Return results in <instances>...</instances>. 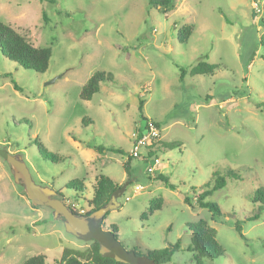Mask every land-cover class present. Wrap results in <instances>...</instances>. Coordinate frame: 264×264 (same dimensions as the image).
<instances>
[{
  "label": "rangeland",
  "instance_id": "374dc122",
  "mask_svg": "<svg viewBox=\"0 0 264 264\" xmlns=\"http://www.w3.org/2000/svg\"><path fill=\"white\" fill-rule=\"evenodd\" d=\"M0 22L34 47L51 49L43 74L0 53V149L19 156L35 184L88 209L96 176L125 182L130 135L143 124L140 116L151 119L163 143L179 145L149 163L129 162L131 182L102 230L115 225L121 246L141 254L179 242L164 264H196L188 225L204 220L224 255L203 264H264V206L252 202L264 188V0H173L167 12L148 0H0ZM185 25L192 33L180 43ZM200 61L220 67L190 76ZM180 69L186 71L182 81ZM96 72L113 82L101 83L83 101L81 88ZM216 172L232 174L206 199L219 216L187 206L183 198L205 190ZM157 174L174 189L155 180ZM71 182L77 190L65 187ZM158 200L160 209L152 210ZM89 245L67 233L52 210L31 205L0 156V264H22L38 254L56 264L63 248Z\"/></svg>",
  "mask_w": 264,
  "mask_h": 264
},
{
  "label": "trees",
  "instance_id": "16d2710c",
  "mask_svg": "<svg viewBox=\"0 0 264 264\" xmlns=\"http://www.w3.org/2000/svg\"><path fill=\"white\" fill-rule=\"evenodd\" d=\"M173 0H148V5L151 8L157 9L162 12H167L170 10ZM42 17L44 21L46 20L45 13L42 12ZM192 33L191 26L185 25L183 26L178 34L177 40L180 43H186L188 38ZM259 46L264 50V35L259 40ZM0 53L2 56L15 63L18 67L24 70H31L37 74H43L46 72L48 68V62L51 56V49L48 47H34L23 35H21L18 31L12 28L10 25L0 22ZM220 67L219 64H208L205 61L198 62L194 67H192L189 71L190 76L195 75H212L214 71ZM186 75V71L180 69V78L182 81ZM5 76H9L8 74ZM112 76L110 74H106L104 72H96L94 73L87 82L82 86L79 98L83 101H90L93 95L99 92V86L101 83H112ZM14 89L19 91L20 89L14 84ZM142 102H139L138 110L141 112ZM141 122H145L147 118H143L140 116ZM84 122V121H82ZM155 122V121H154ZM156 126L160 128L159 124L156 123ZM142 125V123H141ZM179 143H163L160 138L159 140L153 144L150 148H147L146 156L140 155L138 158H127V161L123 164V168L126 173L125 182L122 184H118L113 182L110 178L104 175H98L95 177L93 193L90 200L87 201L88 209H83L84 214L80 215L76 213L74 208H72L71 204H66L64 198L58 193L63 202L69 207V209L78 216H88L92 212L98 210L105 203L108 202L110 195L115 191L120 189L121 187L127 186L131 182V175L129 169V162L133 159H142L145 163H149L153 159L157 158V154L164 153L168 150H171L173 147L178 146ZM98 151L102 150L101 147L95 148ZM112 149H110L111 151ZM114 151V150H112ZM115 152H119L115 150ZM8 153L6 150L0 149V156L5 159V156ZM41 154L51 159L52 162L59 161L55 155L50 154L46 151H42ZM226 176H232L231 173L226 174L225 176H220L217 172L212 176V184H206L205 190L199 192L196 197L194 196H185L183 198L184 203L191 207L192 209L205 208L207 209L212 216H219L220 209L215 203L208 202L206 199L211 196V194L219 189H222L226 185ZM164 184L166 188L173 190V185L169 183V180L162 174H157L154 178ZM76 184L71 182L67 184L66 188H71L73 190L76 189ZM78 191H81L78 190ZM124 191V190H123ZM193 194H195L194 189H192ZM194 201V202H193ZM155 201H152L151 208L152 210L160 209L161 201L158 200L156 206L154 207ZM253 203L260 204L264 206V188H259L255 191V194L252 198ZM107 214L105 215V217ZM103 218V220L105 219ZM258 218L257 215L253 217L247 218L248 221L256 220ZM103 223V222H102ZM235 231L239 234L241 238L244 236L241 233V225L239 222H235L234 224ZM102 230V224L99 229L92 231L85 238V241H88L90 245L84 250L71 249V248H63L60 253L58 259L55 260L56 264H123L114 261L113 259L104 258L99 255L98 252V243L97 237ZM108 230H110L114 237L117 239V227L115 225H110ZM188 230L191 234V248L189 251L194 253V260L196 264H203V259L215 260L221 258L224 255V250L218 244L216 240V230L210 227L206 221L199 220L197 223L189 224ZM179 242L174 245H168L167 247L159 250L147 251L145 254L137 253L134 251V254L138 257V264H164L171 260L173 254L179 250ZM45 255L38 254L29 257L22 264H45Z\"/></svg>",
  "mask_w": 264,
  "mask_h": 264
},
{
  "label": "water",
  "instance_id": "95a60500",
  "mask_svg": "<svg viewBox=\"0 0 264 264\" xmlns=\"http://www.w3.org/2000/svg\"><path fill=\"white\" fill-rule=\"evenodd\" d=\"M5 161L9 165L14 182L23 187L24 192L33 206H43L52 210L53 217L62 220L65 231L76 238L85 239L92 231L100 228L105 215L119 207L118 198L123 194L124 187L115 190L98 210L88 216H78L57 198V193L47 187L33 182L29 170L19 156L7 154ZM98 252L104 258L113 259L123 264H138L139 259L134 252H128L114 237L110 230H101L98 237Z\"/></svg>",
  "mask_w": 264,
  "mask_h": 264
},
{
  "label": "built area",
  "instance_id": "2783aa9c",
  "mask_svg": "<svg viewBox=\"0 0 264 264\" xmlns=\"http://www.w3.org/2000/svg\"><path fill=\"white\" fill-rule=\"evenodd\" d=\"M160 138V128H158L154 121L147 119L143 124H138L134 128V132L130 135L131 149L128 152V156L132 158H138L140 155L146 156L147 148H150ZM154 172L153 167L148 165L146 173L152 174ZM141 188L135 187L134 192L140 191ZM127 200V198H126ZM75 212L83 215L85 212L83 209H77L76 206L71 204Z\"/></svg>",
  "mask_w": 264,
  "mask_h": 264
},
{
  "label": "flooded vegetation",
  "instance_id": "af4514ba",
  "mask_svg": "<svg viewBox=\"0 0 264 264\" xmlns=\"http://www.w3.org/2000/svg\"><path fill=\"white\" fill-rule=\"evenodd\" d=\"M58 199H61L59 196H57ZM62 200V199H61Z\"/></svg>",
  "mask_w": 264,
  "mask_h": 264
},
{
  "label": "crops",
  "instance_id": "0c3cea01",
  "mask_svg": "<svg viewBox=\"0 0 264 264\" xmlns=\"http://www.w3.org/2000/svg\"><path fill=\"white\" fill-rule=\"evenodd\" d=\"M76 145V143H74Z\"/></svg>",
  "mask_w": 264,
  "mask_h": 264
}]
</instances>
